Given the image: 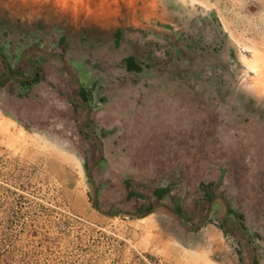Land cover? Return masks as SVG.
<instances>
[{
    "label": "rangeland",
    "instance_id": "374dc122",
    "mask_svg": "<svg viewBox=\"0 0 264 264\" xmlns=\"http://www.w3.org/2000/svg\"><path fill=\"white\" fill-rule=\"evenodd\" d=\"M0 55V264H264V0H0Z\"/></svg>",
    "mask_w": 264,
    "mask_h": 264
},
{
    "label": "crops",
    "instance_id": "0c3cea01",
    "mask_svg": "<svg viewBox=\"0 0 264 264\" xmlns=\"http://www.w3.org/2000/svg\"><path fill=\"white\" fill-rule=\"evenodd\" d=\"M127 58H131L132 60H133V62L140 68V65L139 64H137L135 61H134V59L132 58V57H127ZM127 58H125V59H127ZM126 68V67H125ZM132 72H140V70L139 71H132ZM151 92H153V91H151ZM153 98L156 100V102H157V100H159V98H157V97H155V96H153ZM167 106H168V101H166V103H165ZM157 105L159 106L160 105V102H157ZM158 110L159 109H161V111H162V113H165V111L167 110L168 111V109L164 106V107H160L159 106V108H157ZM167 127H168V125H167ZM162 130H164V129H162ZM165 131H167V132H171V130L170 129H166ZM162 132V131H161ZM170 135V134H169ZM189 149L190 151L192 150V146L190 145V144H188L187 145V147H186V145L185 146H183V149ZM184 164V163H183ZM186 165H188L189 164V162H187V163H185ZM176 165V164H175ZM181 165H182V163L180 162V165H179V163H178V169L176 170V171H174L173 173H171V174H169V175H171V177H168V178H166V179H164V180H166V182H168V184L171 182V183H174V184H172L171 186H169V187H167L166 188V186H164V185H160V186H155V188H153L152 189V194L154 195H156L157 196V200L158 199H161L162 197H165L166 195H169V194H171L172 193V191H176L177 190V188L179 189V188H182V190L185 192V193H187V192H191V193H193V194H197V193H199V194H201V192L202 191H204L205 190V188H204V184L205 183H203V181H202V179L201 178H197V176L195 175V173H193L192 171H191V169H188V170H186L185 168L182 170L180 167H181ZM175 167V166H174ZM141 170L142 171H137V175L135 176L136 178L134 179L135 180V182H144V181H149V179H151L152 178V174L153 173H155V169L153 168V167H151V168H149V169H147L146 170V168H144L143 166H142V168H141ZM154 170V171H153ZM186 172V173H185ZM154 175V174H153ZM165 176V175H164ZM195 176V178H193ZM154 178V177H153ZM207 177H205V179H206ZM177 182H179V184H175V183H177ZM183 182V183H182ZM142 188H143V186H142ZM127 192V191H126ZM131 194V192H127L126 193V196H129ZM140 193L138 192H135V194H132L134 197L136 196V195H138V196H140V198L143 200V202H145V198H143V195H139ZM132 195H130V196H132ZM132 199V198H131ZM151 201V200H150ZM160 202V201H159ZM150 203H148L147 205H142L143 207H145V206H147L146 208H147V212L146 211H144V213H142L141 215L139 214V215H137V216H140V217H146V216H148V215H150V205H149Z\"/></svg>",
    "mask_w": 264,
    "mask_h": 264
},
{
    "label": "water",
    "instance_id": "95a60500",
    "mask_svg": "<svg viewBox=\"0 0 264 264\" xmlns=\"http://www.w3.org/2000/svg\"><path fill=\"white\" fill-rule=\"evenodd\" d=\"M46 56H49V57H53L54 59H57V60H60L61 61V57L60 56H57V55H51L50 53H45ZM0 58L3 60V62L5 63V70L7 72V74L9 75V67L8 65L6 64L5 60L3 59V57L0 55ZM89 172V170H88ZM93 191H94V197H93V204L96 205V200H97V189L96 187L93 185ZM101 213L103 214H107V215H110V216H121L122 214H108L102 210H99ZM248 245V244H247Z\"/></svg>",
    "mask_w": 264,
    "mask_h": 264
},
{
    "label": "trees",
    "instance_id": "16d2710c",
    "mask_svg": "<svg viewBox=\"0 0 264 264\" xmlns=\"http://www.w3.org/2000/svg\"><path fill=\"white\" fill-rule=\"evenodd\" d=\"M125 67L127 71H139L140 68L133 62L131 58H127L124 60ZM9 67V66H8ZM16 73L12 71V69L9 67V75L15 76Z\"/></svg>",
    "mask_w": 264,
    "mask_h": 264
},
{
    "label": "bare ground",
    "instance_id": "6f19581e",
    "mask_svg": "<svg viewBox=\"0 0 264 264\" xmlns=\"http://www.w3.org/2000/svg\"><path fill=\"white\" fill-rule=\"evenodd\" d=\"M22 138V137H21Z\"/></svg>",
    "mask_w": 264,
    "mask_h": 264
}]
</instances>
